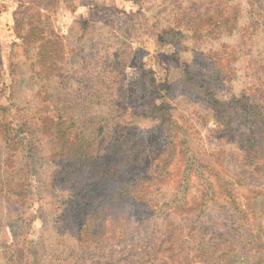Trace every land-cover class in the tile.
<instances>
[{
	"label": "rangeland",
	"instance_id": "obj_1",
	"mask_svg": "<svg viewBox=\"0 0 264 264\" xmlns=\"http://www.w3.org/2000/svg\"><path fill=\"white\" fill-rule=\"evenodd\" d=\"M0 264H264V0H0Z\"/></svg>",
	"mask_w": 264,
	"mask_h": 264
}]
</instances>
